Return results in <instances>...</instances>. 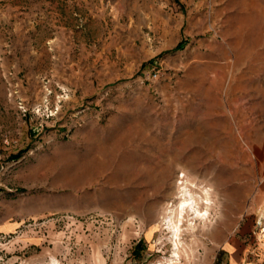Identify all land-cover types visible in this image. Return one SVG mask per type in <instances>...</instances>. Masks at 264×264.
<instances>
[{
	"label": "rangeland",
	"instance_id": "1",
	"mask_svg": "<svg viewBox=\"0 0 264 264\" xmlns=\"http://www.w3.org/2000/svg\"><path fill=\"white\" fill-rule=\"evenodd\" d=\"M14 2L0 0V264H168L181 184L201 213L208 189L221 236L186 217L176 264H264V0H152L115 81L77 42L58 56L56 28L16 32Z\"/></svg>",
	"mask_w": 264,
	"mask_h": 264
},
{
	"label": "crops",
	"instance_id": "2",
	"mask_svg": "<svg viewBox=\"0 0 264 264\" xmlns=\"http://www.w3.org/2000/svg\"><path fill=\"white\" fill-rule=\"evenodd\" d=\"M151 3L152 0H15L13 10L20 12L15 13L18 24L14 30L22 34L41 31L34 23L44 25L47 35L58 29L53 39V49L58 56L69 50V57H72V45L68 47L66 43L77 42V58L85 64L88 59L94 64L102 59L103 66L110 70L115 81L126 77L127 70L133 69L140 59V54L127 53V42L146 24V17L156 16ZM7 6L11 8L10 4ZM25 8L27 13L22 11ZM31 20L35 22L30 26L26 21ZM170 31L172 36H177V27ZM86 42L101 44L94 48L88 47ZM109 57L114 58V62L109 61Z\"/></svg>",
	"mask_w": 264,
	"mask_h": 264
},
{
	"label": "bare ground",
	"instance_id": "3",
	"mask_svg": "<svg viewBox=\"0 0 264 264\" xmlns=\"http://www.w3.org/2000/svg\"><path fill=\"white\" fill-rule=\"evenodd\" d=\"M180 186L181 188L178 190L179 202L176 205L175 209L169 210L168 215L163 220L165 227L171 233V239L173 240V248H174L173 256L171 257V259L167 261L168 264H176L175 262H179L180 260L179 250L181 247H184V246H180L182 244L179 243L180 228H181V224L183 223V220L186 217L192 216L193 220H197L198 217L201 218L199 223H202V226L201 229H199V231L197 232L194 231L195 233L193 232L195 236H197L199 233L204 232L206 233L207 240L214 243L218 239V237L221 236V230L219 228L216 229L214 225L210 226L209 223L207 222V220L209 219V213L207 208L210 204V192L208 191V189L205 186L200 188L201 192L205 194L204 199L206 201L205 212L201 213L199 204L201 203L202 196L194 195V193H191V191L187 188L186 184L183 185L181 184ZM187 260L189 262L190 257H188Z\"/></svg>",
	"mask_w": 264,
	"mask_h": 264
},
{
	"label": "built area",
	"instance_id": "4",
	"mask_svg": "<svg viewBox=\"0 0 264 264\" xmlns=\"http://www.w3.org/2000/svg\"><path fill=\"white\" fill-rule=\"evenodd\" d=\"M161 72L159 70H155L152 73H150V78L153 80H156L157 78H159L161 76Z\"/></svg>",
	"mask_w": 264,
	"mask_h": 264
}]
</instances>
